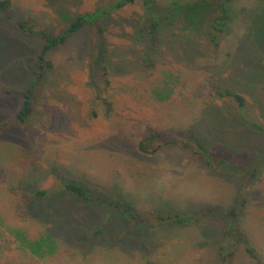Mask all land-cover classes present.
<instances>
[{
  "label": "rangeland",
  "instance_id": "rangeland-1",
  "mask_svg": "<svg viewBox=\"0 0 264 264\" xmlns=\"http://www.w3.org/2000/svg\"><path fill=\"white\" fill-rule=\"evenodd\" d=\"M113 1L10 0L11 19L0 10V264H228L217 253L228 242L238 243L230 264H264V0L236 1L218 47L205 25L190 32L175 18L153 48L135 0L101 38L86 22L53 47L38 81V34ZM34 84L21 123L15 92ZM225 87L245 104L217 95ZM145 137L155 152L139 150Z\"/></svg>",
  "mask_w": 264,
  "mask_h": 264
},
{
  "label": "trees",
  "instance_id": "trees-1",
  "mask_svg": "<svg viewBox=\"0 0 264 264\" xmlns=\"http://www.w3.org/2000/svg\"><path fill=\"white\" fill-rule=\"evenodd\" d=\"M145 14L148 15L143 25L137 27L138 31L141 33L149 34L151 38V47H154V44L157 40L158 29L169 24L175 18H179L183 24V29H189L190 32L195 30H200L203 25H205V36L210 44L215 47H218L224 38H227L230 35L231 25L233 23V9L237 0H171L166 2L164 6L158 7L156 5L157 0H142ZM135 0H114L112 3L103 4L96 7L92 12H87L81 15L76 16L70 24L64 28L59 34L51 36L49 34L40 33L38 36L42 38V46L38 52V70L36 73L37 80L43 76V71L46 67H50L51 63L46 59V54L53 48L58 45H62L66 42L67 38L75 31L80 29L86 22H89L94 26L96 35L101 38L103 27L102 23L107 21V18L111 13L123 8L128 4L134 3ZM11 7L10 0L0 1V10L3 12L5 18L11 19L9 13ZM18 26L23 31H29L31 34H36L31 27H25V23L19 22ZM189 34V32H188ZM178 36V34L176 35ZM175 36V37H176ZM160 40L158 39V42ZM101 42V40H100ZM101 44V43H99ZM35 84L31 85L24 91L15 92L18 93L22 98L21 108L16 113L17 119L24 123L28 116L33 110V105L36 99V96L33 93ZM217 95L220 97H230L237 102L239 106L245 104V99L242 94L237 92L236 87H225L221 90L216 91ZM5 124H0V129L3 128ZM158 137L157 134L150 135L151 139ZM189 139L196 141V145L201 149L202 156L199 155V159H205L207 166L214 164V158L206 154L205 149L200 144V142L195 139L192 135L188 136ZM149 139L145 137L138 143V148L142 152H155L159 145L153 147L151 150L147 148L144 144V141ZM164 142H169L167 139L162 138ZM212 158V159H211ZM221 161V159L218 161ZM66 187L71 191L82 195L85 192V189L75 183H68ZM45 194L44 191H37V196L42 197ZM229 215H234L235 210L231 209L228 213ZM175 221L179 223H188L192 220H197L196 217L192 216H180L178 214L173 215ZM247 251L253 256L250 249L247 248Z\"/></svg>",
  "mask_w": 264,
  "mask_h": 264
},
{
  "label": "crops",
  "instance_id": "crops-1",
  "mask_svg": "<svg viewBox=\"0 0 264 264\" xmlns=\"http://www.w3.org/2000/svg\"><path fill=\"white\" fill-rule=\"evenodd\" d=\"M224 238H226V235H224ZM226 245H227L226 248L225 247L218 248L217 253H218V257L220 259H224V255H223L224 252H226L227 254H230V257L228 258L229 261L227 262L228 264H230V262H232L231 259H233V257H234L235 251L238 249L237 248L238 247V243H236V242L235 243H233V242L229 243L228 242ZM243 246H244V251L247 252V254L250 256V258H255L256 259L257 254H258L257 251L255 249H253V247L250 246V244L246 245V246L243 245ZM247 248L251 250L253 256L247 251Z\"/></svg>",
  "mask_w": 264,
  "mask_h": 264
}]
</instances>
